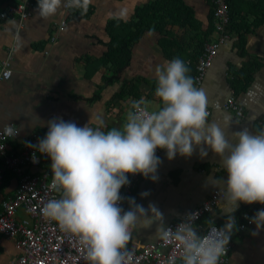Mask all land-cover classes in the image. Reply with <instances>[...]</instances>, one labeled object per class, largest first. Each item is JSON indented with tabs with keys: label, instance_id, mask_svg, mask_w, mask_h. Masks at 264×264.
Wrapping results in <instances>:
<instances>
[{
	"label": "crops",
	"instance_id": "1",
	"mask_svg": "<svg viewBox=\"0 0 264 264\" xmlns=\"http://www.w3.org/2000/svg\"><path fill=\"white\" fill-rule=\"evenodd\" d=\"M21 1L0 0V13L6 3ZM153 1L92 0V14L87 18L73 20L67 18L63 6L54 16L40 18L35 0L33 5L30 2L29 16L23 22L8 16L0 18V62L9 59L11 69L9 79L0 82V126L13 123L19 128L20 139L25 140L35 135L39 140L46 135L47 122L53 118L73 122L78 127L88 124L95 128L97 117H101L104 120L102 130L108 131L122 128L126 122V113L134 100L143 97L152 111L161 108L162 104L155 96L156 86L151 90L150 82H157L156 68H163L169 60L163 57L158 46L160 35L157 32L145 31L139 42L132 47L130 64L122 71L119 82L105 86L104 78L111 73L99 63L107 50L106 43L109 39L106 24L109 19H114L113 13L120 8H127L128 18L121 21L128 22L133 18L136 8ZM239 1L238 7L244 16L247 15L248 24L253 22L254 17L247 14V10L248 13L256 12V8L260 6L264 10V0ZM183 2L193 11L194 18L201 24L202 29H205L210 1ZM62 20H65V27L63 31H59ZM167 29L177 38L185 36V30L178 26ZM17 36L22 41L19 48ZM213 38L214 34L209 40ZM235 42L236 36L230 33L229 42L220 48L198 87L203 88L207 95V108L219 106L230 95L240 104L242 118H236L232 113L219 108H212L211 115L208 116L209 123L217 122L226 129L232 142L236 139L232 133L248 128L256 134L259 132L260 123L264 122V19L261 25L245 33L243 56H239L233 47ZM192 43L193 41L185 42L184 48L188 52H191ZM187 62L190 63V59ZM252 62H257L260 68L253 73L250 86L244 92L235 94L229 85L231 77L228 70L238 72L243 64ZM121 84L136 86L138 90L135 97L129 94L122 98L115 97ZM99 89L100 98L93 101V96ZM201 147L205 148L207 156L201 155ZM157 150L161 161L155 173L157 180L141 176L132 198L145 209H148L149 204L156 206L163 215L165 227L199 206L211 192L220 190L223 187L221 180H227V172L222 167L221 158L206 145L194 146L191 156L177 153L171 160L167 158L166 150ZM12 180L11 175L3 183L0 200L11 192L14 187ZM145 192L149 195L142 197L141 194ZM254 204L239 203L232 215L236 217L239 211H247L255 216L260 209L259 205ZM225 212L231 214L230 208L222 200L209 217L223 227L228 219ZM159 224L160 221H155L150 227L133 229L127 245L132 247L156 242L159 239L155 235ZM253 232H256L254 223L243 232L233 229L232 236L235 241L230 264H264V227L256 235ZM1 242L3 246L0 247V255L4 254V247H10L5 241ZM11 250L12 254L5 264L14 255L12 248Z\"/></svg>",
	"mask_w": 264,
	"mask_h": 264
},
{
	"label": "clouds",
	"instance_id": "2",
	"mask_svg": "<svg viewBox=\"0 0 264 264\" xmlns=\"http://www.w3.org/2000/svg\"><path fill=\"white\" fill-rule=\"evenodd\" d=\"M91 4L92 0H37V15L48 19L61 6L80 10L83 15ZM113 18L126 21L127 8H120ZM21 46L17 36V47ZM189 71L179 58L157 67L155 96L162 107L150 111L143 97L132 101L120 129L102 130L101 117H97L95 128L53 118L47 122L46 135L37 144L26 145L50 158V189L60 193L59 198L43 205L42 216L78 238L88 264H130L127 244L132 230L150 227L155 221H160L155 235L181 247V264H219L236 228L232 213L239 203L264 204V130L253 134L244 128L232 133L236 139L230 141L225 128L208 122L207 95L203 88L194 86ZM18 133L11 124L4 126V136L14 138ZM201 145L221 158L227 172V180H221L223 187L215 185L231 210V214L225 212L228 219L222 228L214 226L200 235L192 226L198 214L191 213L173 230L164 228L163 215L153 204L145 209L129 198L127 211L118 206L120 189L130 183L128 174L157 180L155 173L161 163L156 155L158 148L165 149L171 160L177 153L191 156L194 146ZM200 153L208 154L203 147ZM32 160L38 162L35 154ZM250 223L256 225L252 233L256 235L264 227V210L258 211ZM165 264H177L176 256H170Z\"/></svg>",
	"mask_w": 264,
	"mask_h": 264
},
{
	"label": "built area",
	"instance_id": "3",
	"mask_svg": "<svg viewBox=\"0 0 264 264\" xmlns=\"http://www.w3.org/2000/svg\"><path fill=\"white\" fill-rule=\"evenodd\" d=\"M210 3L214 38L204 44L203 52L195 64L193 79L194 86L197 88L201 85L218 51L229 42L230 37L227 0H210ZM28 7H31L29 0H22L20 3H6L0 13V18L8 16L23 22L29 16ZM64 10L68 11L67 8ZM62 26L64 30L65 20L60 22L59 31H63ZM10 76L9 59H4L0 62V82L9 79ZM212 108L230 112L236 118L243 116V110L233 95L228 96L219 106ZM212 108H207L209 116ZM8 124L19 130L15 124ZM8 124L0 126V147L3 146L0 149V189L5 174H11L14 182L11 192L0 200V247L3 246L1 242L3 240L14 251L12 259L7 264H88L84 259L85 252L78 238L62 231L55 221L42 216L43 205L49 199L60 196L59 192H53L50 189L52 171L49 157L26 146L28 143L37 144L38 138L35 135L25 140L20 139V132L14 138L4 136L3 129ZM262 130H264V122H261L259 126V132ZM158 153L159 150H156L157 156ZM33 154L37 158L36 163H33ZM141 176V174H128L130 183L120 189L122 199L118 206L125 211L129 209V198H132L133 190ZM222 200L220 190H214L199 206L188 211L181 219L168 223L164 228L174 230L191 213L198 214L192 226L200 235L207 234L214 226L217 229L222 228L209 217ZM263 208L264 204L258 207L260 210ZM252 217L250 212L239 211L235 217L236 232H243L250 228L253 225L250 223ZM234 239L231 236L226 254L221 256L219 264H230ZM127 249L131 252L130 264H165L172 255L176 256L177 264H181L182 249L176 242L158 239L149 244L132 247L127 245Z\"/></svg>",
	"mask_w": 264,
	"mask_h": 264
},
{
	"label": "trees",
	"instance_id": "4",
	"mask_svg": "<svg viewBox=\"0 0 264 264\" xmlns=\"http://www.w3.org/2000/svg\"><path fill=\"white\" fill-rule=\"evenodd\" d=\"M30 2L33 5L35 0H30ZM239 2V0H227L230 18L228 29L230 33L236 36V42L233 47L236 48L239 56H243L245 54V33L262 24L264 10L260 9L261 6L256 8V12L251 11V13H248L247 10V14L254 17L253 22L248 24L246 22L247 15L244 16L238 7ZM92 11L91 6H89L88 12L83 15L80 10L68 9L67 18L80 20L89 17ZM172 26L184 29L185 36L177 38L172 35L167 29ZM145 31L157 32L160 35L157 43L163 57L169 61L174 58L183 60L190 69L188 75L193 78L195 75V63L203 51L204 44L214 32L211 3L208 24L205 29H202L201 24L195 20L193 11L184 4L183 0H154L149 4L136 8L133 18L128 22L109 19L106 24V33L109 39L106 43L107 50L99 59V63L111 73L109 77L104 78L105 86L119 82L122 71L130 64L132 47L139 42ZM180 40L184 41L181 42ZM189 41H193L191 52L184 48L185 42ZM187 59H190V63H186ZM259 68L260 65L257 62H252L243 64L238 72L228 70V75L231 77L229 85L235 94L244 92L250 86L253 80V73ZM139 81L141 80L139 79ZM150 85L152 90L153 86L157 85V82L153 80ZM137 90L136 86L121 84L115 97L122 98L127 94L135 97ZM100 91L99 89L95 92L93 101L100 98ZM10 176L7 173L3 183L7 182ZM256 204L260 205L259 203Z\"/></svg>",
	"mask_w": 264,
	"mask_h": 264
},
{
	"label": "rangeland",
	"instance_id": "5",
	"mask_svg": "<svg viewBox=\"0 0 264 264\" xmlns=\"http://www.w3.org/2000/svg\"><path fill=\"white\" fill-rule=\"evenodd\" d=\"M124 94H126V93H124ZM127 95H125V97H126ZM11 254H12V250H11V248L10 247H8V246H6V247H4V254H2V255H0V264H5V261H6V259L9 257V256H11Z\"/></svg>",
	"mask_w": 264,
	"mask_h": 264
}]
</instances>
